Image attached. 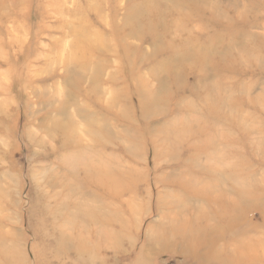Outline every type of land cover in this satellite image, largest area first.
Returning <instances> with one entry per match:
<instances>
[{"label": "rangeland", "instance_id": "374dc122", "mask_svg": "<svg viewBox=\"0 0 264 264\" xmlns=\"http://www.w3.org/2000/svg\"><path fill=\"white\" fill-rule=\"evenodd\" d=\"M0 264H264V0H0Z\"/></svg>", "mask_w": 264, "mask_h": 264}, {"label": "bare ground", "instance_id": "6f19581e", "mask_svg": "<svg viewBox=\"0 0 264 264\" xmlns=\"http://www.w3.org/2000/svg\"><path fill=\"white\" fill-rule=\"evenodd\" d=\"M175 232H178V230L177 231H175ZM180 232V231H179ZM181 234V233H180ZM170 241V240H169Z\"/></svg>", "mask_w": 264, "mask_h": 264}]
</instances>
